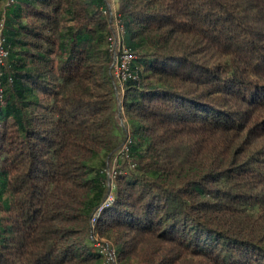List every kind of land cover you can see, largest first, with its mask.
Returning a JSON list of instances; mask_svg holds the SVG:
<instances>
[{"label":"trees","instance_id":"1","mask_svg":"<svg viewBox=\"0 0 264 264\" xmlns=\"http://www.w3.org/2000/svg\"><path fill=\"white\" fill-rule=\"evenodd\" d=\"M118 3L113 176L109 1L0 0V264H264V0Z\"/></svg>","mask_w":264,"mask_h":264},{"label":"rangeland","instance_id":"2","mask_svg":"<svg viewBox=\"0 0 264 264\" xmlns=\"http://www.w3.org/2000/svg\"><path fill=\"white\" fill-rule=\"evenodd\" d=\"M108 1H109V5H108V10L106 12V15L109 19V25H110V29H111L110 37H112V36H117V34H118V29H117L116 25H117L118 20L121 18V15L119 13L118 0H108ZM119 16H120V18H119ZM121 48H122L121 46H117L118 50ZM113 74H114V68H113ZM116 80H117L118 89H119V94L117 92V97H119L118 98L119 102L117 104L116 109L118 112L120 124L125 129L127 138H126V143H124V145L122 146L120 151H118L117 154L115 155L113 168L109 172V173H111V175L114 174L113 171L115 169L117 171L119 169H121L122 166H121V164L118 163L119 160L126 161V158L123 155V151H124L125 147L127 146V144L130 142V134H131V130H130V126H129V117L126 116V113H125L124 107H123V103H122V96L124 95V90L121 87L120 81L117 78H116ZM128 164H129V162H128ZM115 185H116V183L113 182L112 183V189H114ZM112 202H113V197L111 196L109 198V201H107L106 206L110 205ZM98 217H99V215H97V218ZM95 222H96V220H95ZM109 239L110 238L108 236L102 235V234H100V235L96 234L94 239H93L94 240V246L97 249H99L100 252L103 254L104 260L106 261V264H111V263H114L116 261V251H115V248L111 244V241Z\"/></svg>","mask_w":264,"mask_h":264},{"label":"built area","instance_id":"3","mask_svg":"<svg viewBox=\"0 0 264 264\" xmlns=\"http://www.w3.org/2000/svg\"><path fill=\"white\" fill-rule=\"evenodd\" d=\"M120 18V16H119ZM118 34L117 36H112L109 38L110 50L113 53L114 61V76L124 83L129 79H135V75L131 71V63L135 59V55L130 52V50L125 47L122 43V37L124 34V27L121 18L117 22ZM117 46H121V49H117ZM7 56V51L2 46V40L0 42V63H3L4 58ZM128 148L125 147L123 155L127 154ZM126 156V155H125Z\"/></svg>","mask_w":264,"mask_h":264}]
</instances>
